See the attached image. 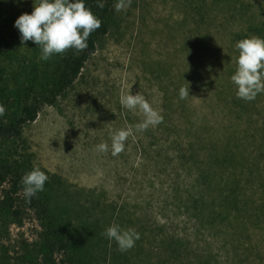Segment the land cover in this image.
Instances as JSON below:
<instances>
[{"label":"rangeland","instance_id":"1","mask_svg":"<svg viewBox=\"0 0 264 264\" xmlns=\"http://www.w3.org/2000/svg\"><path fill=\"white\" fill-rule=\"evenodd\" d=\"M125 2L121 11L114 9L109 33L100 39L74 87L55 105L44 106L20 139L0 143V158L19 162L25 173L38 167L47 175L44 186L54 217L81 236L77 245L85 244L91 264H179L199 251L216 264L230 263L232 249L222 246L221 238L208 227H199L192 199H185L190 184L186 173L179 175L186 183L181 185L184 197L176 198L174 161L160 170L149 156L167 148L170 138L163 134L165 125L184 127L183 107L190 108L195 118L205 119L206 126L212 124L211 99L218 85L211 80L213 61L226 59L230 39L217 32V25L199 24L201 0ZM211 2L205 0L206 7ZM33 7V0H0V105L5 108L12 103L16 109L26 97L23 92L31 85L30 78L52 69L53 60H40V49L32 41L22 45L14 27L18 16L31 13ZM201 34L205 46L199 52ZM211 35L214 40L207 37ZM199 60L204 66L197 69ZM220 67L224 69V63ZM184 83L186 95L181 99L179 89ZM129 91L147 99L162 117L158 124L136 129L143 113L119 102L121 94ZM259 104L263 110L264 97ZM253 118L262 126L263 118ZM125 127L132 129L131 134L123 150L113 155L111 135ZM101 142L108 145L104 152L96 148ZM113 223L140 233L132 248L120 251L104 235ZM40 231L32 214L22 226L7 225L0 217V264H8V259L21 264L23 242L34 241ZM250 231L258 234V242L263 240L262 259L256 262L264 264V226L252 225ZM168 238L185 244L187 253L180 251L176 257Z\"/></svg>","mask_w":264,"mask_h":264},{"label":"trees","instance_id":"2","mask_svg":"<svg viewBox=\"0 0 264 264\" xmlns=\"http://www.w3.org/2000/svg\"><path fill=\"white\" fill-rule=\"evenodd\" d=\"M85 3L100 19L99 28L90 34L84 49H67L51 56L52 69L30 78L28 84L31 85L23 92L26 97L16 109H12V103H7L8 108L4 107V113L0 115V143L20 139L25 127L36 121L44 106L55 105L74 87L96 53L100 39L109 33L115 0H85ZM201 3L199 24L217 25V32L230 39L226 59L213 61L211 80L213 84L218 82L211 99L214 121L206 126L205 119L201 116L195 118L190 108L183 107L184 127L165 125L163 134L167 135L166 139L170 138L167 148L149 156L155 169L166 170L169 162L174 161L171 167L176 198L182 199L183 196L181 185L185 180L180 178V173L185 172L189 177L185 199H192L199 227H208L215 237L221 238L222 246L232 249L227 264H257L263 240L258 242V234L252 235L250 228L252 225L264 226V165L260 164V159H264V109L259 108L264 92L250 101L240 99L230 77L237 67L236 42L250 36L264 37V0H212L209 7H206L205 0ZM207 37L214 40V35ZM199 41L200 52L205 46L203 34ZM223 63L224 69L220 67ZM217 64L219 68L216 70ZM195 66L199 69L204 62L199 60ZM196 76L200 81V74ZM183 87L187 89V84L184 83ZM254 116L263 118L262 126ZM24 174L19 162L0 158L2 221L7 225L22 226L25 218L32 214L42 227L34 241L23 242L25 254L20 259L21 264H91L87 260L85 244L77 245L81 236H77L70 225L54 217L51 196L45 186L43 191L26 200L21 183ZM259 204L261 206L257 207ZM167 242L176 257L180 251L187 253L185 244L172 238ZM194 254L179 264H216L204 252ZM8 264H11L9 259Z\"/></svg>","mask_w":264,"mask_h":264},{"label":"clouds","instance_id":"3","mask_svg":"<svg viewBox=\"0 0 264 264\" xmlns=\"http://www.w3.org/2000/svg\"><path fill=\"white\" fill-rule=\"evenodd\" d=\"M21 3L22 0H14ZM130 2V0H128ZM31 13L24 12L14 21L20 33V42L32 41L40 49L39 59L47 61L51 56L62 54L67 49L82 50L87 46L90 34L100 26V19L86 6L85 0H33ZM125 0H117L115 11L126 7ZM102 7V5H101ZM238 50L236 70L230 80L236 86V96L244 100H253L257 94L264 92V37L250 36L236 42ZM186 95L184 87L179 89V97ZM123 108L139 110L144 119L135 127L142 131L149 125H156L162 117L152 108L140 93L121 94L119 100ZM4 107L0 105V115ZM132 129L125 127L115 130L111 135L112 154L116 155L125 147V141ZM100 152L108 149L104 142L96 145ZM47 175L38 167H33L21 179L23 194L30 200L37 192L44 190ZM104 235L114 240L120 251L132 248L140 239V233L132 228H123L118 223L110 224Z\"/></svg>","mask_w":264,"mask_h":264}]
</instances>
